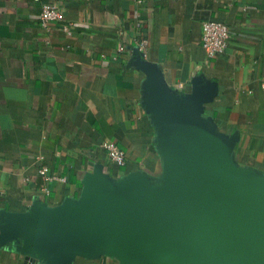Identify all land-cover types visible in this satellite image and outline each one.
<instances>
[{"label": "crops", "instance_id": "obj_1", "mask_svg": "<svg viewBox=\"0 0 264 264\" xmlns=\"http://www.w3.org/2000/svg\"><path fill=\"white\" fill-rule=\"evenodd\" d=\"M48 3L61 10L49 30L39 22ZM206 20L232 31L213 58L201 46ZM156 82L176 105L208 95L196 115L208 138L232 140L235 170L264 180V0H0V264H44L35 230L21 231L30 215L87 213L99 189L116 203L135 183L174 188ZM104 143L125 162L110 161ZM67 264L129 263L102 246ZM130 264L164 262L148 248Z\"/></svg>", "mask_w": 264, "mask_h": 264}, {"label": "water", "instance_id": "obj_2", "mask_svg": "<svg viewBox=\"0 0 264 264\" xmlns=\"http://www.w3.org/2000/svg\"><path fill=\"white\" fill-rule=\"evenodd\" d=\"M153 85L152 108L176 169L174 188L153 194L135 183L116 203L95 190L87 213L40 212L21 231L35 230L44 264H67L75 251L102 246L120 249L129 264L148 248L164 264H264V180L235 170L232 140L208 138L209 123L196 116L208 95L195 90L176 105Z\"/></svg>", "mask_w": 264, "mask_h": 264}, {"label": "built area", "instance_id": "obj_3", "mask_svg": "<svg viewBox=\"0 0 264 264\" xmlns=\"http://www.w3.org/2000/svg\"><path fill=\"white\" fill-rule=\"evenodd\" d=\"M61 19V10L58 5L54 3L44 4L39 13L40 25L49 30L51 26L55 25ZM65 31H69V24L63 26ZM232 36L230 26L218 20H206L202 23L201 46L206 54L213 58L219 52L223 51L228 45ZM146 48V40L137 41V49L144 52ZM103 147L106 151L108 159L116 164H123L125 162V154L122 149L110 143H104ZM49 168L42 166L40 174L47 180L52 179L48 175Z\"/></svg>", "mask_w": 264, "mask_h": 264}]
</instances>
